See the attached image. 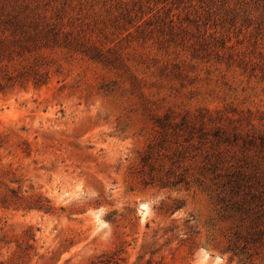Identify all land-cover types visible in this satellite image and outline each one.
<instances>
[{
  "label": "rangeland",
  "instance_id": "374dc122",
  "mask_svg": "<svg viewBox=\"0 0 264 264\" xmlns=\"http://www.w3.org/2000/svg\"><path fill=\"white\" fill-rule=\"evenodd\" d=\"M0 45V264H264V0H0ZM166 114L230 142L163 145Z\"/></svg>",
  "mask_w": 264,
  "mask_h": 264
},
{
  "label": "trees",
  "instance_id": "16d2710c",
  "mask_svg": "<svg viewBox=\"0 0 264 264\" xmlns=\"http://www.w3.org/2000/svg\"><path fill=\"white\" fill-rule=\"evenodd\" d=\"M21 17L19 15H14L12 18L8 19L7 25L8 29L7 31H10L12 33L11 36L17 37V35L22 36H28L29 31L25 29V26L23 23H21ZM40 24H35V35L38 36L46 46L50 45H65L64 47L73 48L75 50H81L83 49L86 53V55L92 56L93 59H99L101 60L104 57V53L102 50H99L95 47H89L87 46V43L82 42L79 40V38L74 37L71 33H63L60 30H57L56 26L52 25H46L44 28H40ZM2 46L0 45V54L2 53ZM32 80L34 81V84L36 86H41L43 84L47 83V80H45L41 76L33 77ZM201 122V121H200ZM199 125L197 122L192 121L189 118V115H185L181 118L179 122H176L175 119L170 114L164 115L162 118L156 119V126L160 130V134L162 137V143L163 145L165 143H169L170 139L174 140L175 143H179L181 140L184 142H195L198 141L200 143L206 142L211 140V137L213 136V139L218 142H230V137H226L225 133L221 130H217L214 132V135H211L210 132L207 131L205 128L204 123H200ZM239 139L238 135H234V141H237ZM184 153L183 152H174L172 154L166 155V157L169 158V160L173 161V164H176L177 161H174L175 158H183ZM144 161H147V158L144 159ZM216 169V167H214ZM214 170V169H212ZM241 176L239 174H231L229 176L228 184L231 185L232 193L235 196H241V203L242 205H249V193H241V189L244 187L242 184ZM191 181H188L186 177L183 175L175 177V179L171 182L167 181L162 183L163 185H171L174 187L180 186V185H189ZM193 183H200L199 179H196L192 181ZM14 196H16V191L13 189L9 190ZM253 200L258 199L257 196L254 194L251 196ZM8 198L5 196L4 198L0 197V206H7ZM47 203V201H46ZM46 203H43L41 205H34L36 209L44 210L46 212L50 211V207L46 205ZM33 208V207H32ZM238 208V207H237ZM261 239V237L255 238V241H258ZM114 256H117V254H114ZM101 264H119V258H115L112 260H102L100 261Z\"/></svg>",
  "mask_w": 264,
  "mask_h": 264
}]
</instances>
